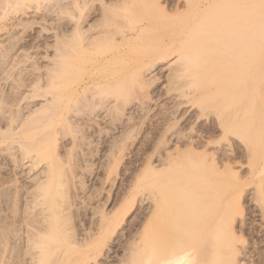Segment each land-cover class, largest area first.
<instances>
[{
  "label": "bare ground",
  "instance_id": "obj_1",
  "mask_svg": "<svg viewBox=\"0 0 264 264\" xmlns=\"http://www.w3.org/2000/svg\"><path fill=\"white\" fill-rule=\"evenodd\" d=\"M168 1L0 0V127L2 124L8 126L3 132L1 128L0 149L2 152L10 153L12 159L7 162H13V168L16 170L23 168V162L27 158L29 160L30 156L33 171L41 167V164L44 168V164L47 163L46 169L38 172L43 173L39 175L40 177L35 174L34 177L38 176L37 179L34 178L37 181L32 178L33 175L31 177L34 181L31 180L32 184L36 182L37 185H33L36 187L32 189L33 192L30 188L32 184L28 187L19 183L18 179H11L15 182H10L6 179L8 176L3 177L6 173L2 174L0 171V264H8L7 260L11 264L23 262L29 264L28 259L31 264H99L103 262L101 259L107 260V253L110 254V251L106 250L111 247L109 243L118 235L129 213L125 208V202L128 205L131 201H128L129 199L128 202L125 201V198L122 200L123 204L118 198L117 206L120 205L119 202L123 205L118 206L113 213L109 212L111 214L104 213L99 220L100 224L97 222L94 226L93 221H90L94 226L92 230L90 228L92 225L87 220L91 211L85 206L79 208L77 204L80 194L87 195L85 192L90 188H86L82 182V187H77V191L71 194L73 191H70L67 183L72 181H67V177L75 176L77 179V175L78 178L87 176L93 169L86 163L90 161L93 163L92 160L100 155L99 152L102 153L108 148L110 155L103 153L104 157L102 154L101 156L105 159L108 157L109 169H106L110 179V175L117 173L123 163L125 152L130 148L128 145H134L133 142L140 134L143 136V145L138 154L144 153L146 158L143 157L144 168L139 174L149 180H145L144 185L147 181L152 183V186L159 185L154 189L158 188L157 194L153 191L151 196L150 193V199L154 196L151 203L155 204L153 208L151 207L148 224L146 225L147 219L146 223L142 222L145 226L141 227L144 231L140 229L143 232L138 234L141 235L139 241L135 240L134 246L130 244L129 248L132 246L134 248L123 261L128 251L126 249V254L123 259L120 258L122 260L120 262L238 263L235 262L238 249L234 250L237 243L234 244L233 238L237 239L236 241L240 239L236 235L237 232L235 234L234 224L236 216L243 211L240 204L242 190L240 192L237 190L238 192L231 198L232 201L225 203L227 208H223L226 210H222L223 205H220L217 201L218 196H215V194L220 196L216 178L213 183V179H207V176L203 177L204 181L202 175L200 178L199 175L188 178V181L194 182H187V178L183 177L185 185L191 183L197 185L195 181L197 178L199 183L196 189L195 186L191 187L192 184L190 185L192 189L184 185L186 189L182 187V191H179L181 193H178V190L183 184H180V188L176 184L181 182L179 179H183L180 178L182 177L180 167L182 164L183 167L187 165V162L198 163L207 172L222 174L221 161L219 165L216 154L208 149L210 143H215L213 138L222 131L223 137L220 139L231 142L234 141L231 140L232 137L236 140L238 138L250 149L252 157L257 155L261 158L258 160V157H253L254 160L250 164L254 177L258 179L260 187L258 190L262 191L261 200L264 202L262 194L264 190H261L264 186V0H186L187 10L185 12L182 10L184 13L178 9L173 12L175 8L171 2L166 4ZM97 17L100 18L99 22L92 23L91 21ZM163 30H166L165 34ZM167 31H171L172 35L169 34L172 36L171 39L174 37L173 34H180V39L173 38L171 42L166 40L161 47L150 49V46L155 44L154 41H163L169 37ZM159 32L163 36L161 39L157 36ZM183 35L191 38H185ZM181 37H184V40L181 41ZM155 45L158 47V44ZM42 50H45L47 55L46 57L42 55L45 60L48 57L49 61L52 59V66L49 63L46 66V63L41 62L39 56ZM174 55L185 61L179 59L181 63L183 62L182 68L179 63V66L174 65V69L170 68L174 71L171 76L169 75L168 83L171 85L170 91H175L176 94L170 99L172 101L170 105H173L172 107L170 105L168 107L166 103L163 106L157 105L159 113L152 112V115L156 119L157 116L160 117V121H153L152 116L147 117L151 111L147 104L156 100V95H153L155 94L153 86L159 82V73L156 72ZM155 73L157 76L152 78ZM27 93L30 96H27ZM142 94L143 96L146 94L142 99L139 98L142 100L140 104L143 105L139 104V107L133 105L138 111L149 112H145L143 116L141 112L140 118H137L139 116L134 117L130 114L131 111L136 112L134 107L130 106L136 97ZM48 97L52 99L51 103L48 101L50 104L48 103L47 107L43 105L41 109H34L36 102L42 99L46 101ZM159 98L158 96L157 99ZM24 101H28L29 106L35 104L33 110L29 111L36 112H30L32 114L28 115V118L24 114L26 108L22 106ZM186 103L197 106V110H194L197 116L196 114L187 116L189 109L182 108ZM70 111H73L75 116H70ZM125 111L130 112L124 114ZM211 113L217 116L219 122L218 125H214V122L213 126L209 125V120L206 119L209 125L207 133L213 141L205 143L200 134L203 126L190 127V123L199 122V119L203 121L202 117L205 118L206 115L209 117ZM185 116L186 119L182 121ZM138 119H141L140 122ZM87 122H92V125L85 126L84 124H89ZM185 127H188L187 130ZM112 130L122 132L121 139H117L119 134L118 137L115 135L117 138L112 137L111 132L114 133ZM142 130H145L143 133L145 135L142 134ZM173 138L174 142L178 143L175 152L171 153L170 150V153L166 154L165 150L164 154L163 142H169ZM60 142L64 143L63 146L74 143L70 144L77 147L74 148V152H77L80 146L85 145V148L97 142L101 151L97 146L98 156L90 154L91 151L88 153L86 151V155H83L85 149L82 147L78 154H74L73 160L71 147L68 154L66 152L69 148L66 146L59 148L65 150L66 147L63 153L67 156L58 153ZM89 148L92 149L91 146ZM80 150L82 154L79 153ZM159 154L160 164L156 165L158 162H154L153 158ZM3 159L4 157L2 161ZM82 163L92 170H85V167L81 166ZM83 169L82 173L79 172ZM226 169L228 175L232 168ZM231 172L232 175L235 174L234 171ZM64 178L67 182L63 181ZM141 178L143 177L138 179L140 182ZM205 180L208 187L210 185L213 188L216 185L218 187L214 189L215 191L211 190L212 195L210 190H208L210 195L207 194ZM8 184L13 186L8 187ZM134 185L132 190L136 192ZM140 186L142 187V184ZM68 188L70 192L67 191ZM203 189L206 193H203ZM88 195V198H91L89 201L95 200V194H91L94 198ZM133 195L132 202L136 201ZM97 196L98 199L99 194ZM88 198L86 196L87 200ZM213 204L216 207L212 206ZM79 205L81 206L80 203ZM74 206L78 208L73 209ZM101 209L95 213L103 215L104 209ZM211 209L213 213L210 212ZM78 222H82V225ZM206 227L209 230L207 235L212 238L209 239L210 243L203 242L206 239L208 242ZM83 232L86 233L85 238L80 237ZM202 236L206 239H201ZM200 239L205 246L201 245ZM222 249L228 252H220ZM257 264H264L263 255L258 258Z\"/></svg>",
  "mask_w": 264,
  "mask_h": 264
},
{
  "label": "rangeland",
  "instance_id": "obj_2",
  "mask_svg": "<svg viewBox=\"0 0 264 264\" xmlns=\"http://www.w3.org/2000/svg\"><path fill=\"white\" fill-rule=\"evenodd\" d=\"M122 1H124V0H122ZM162 1H168V0H162ZM173 1V2H172ZM171 2V5L175 8L174 9V11L173 12H175V10L176 9H178V11H181L182 12V10L185 12L186 10H187V1L186 0H179V2H178V0H169L168 1V3H166V4H169ZM183 2V3H182ZM177 3V4H176ZM179 6V7H178ZM180 8V9H179ZM184 12H182V13H184ZM96 19V20H95ZM93 21H91L92 23H95V22H99V20H100V18L99 17H97V18H95ZM99 19V20H98ZM164 31L166 32V30H163V34H165L164 33ZM170 32V33H169ZM167 33H168V36L169 37H167L166 35V39L164 40L163 39V41L162 40H157V41H154L155 42V44H158V47H157V45H153V46H150L151 45V43H152V41H151V43H149L150 45V49H152V48H155V49H157V48H159V47H161V45H162V43L165 41V43L167 42V41H169V42H171V40L173 41L174 39L175 40H178V38L180 39V34H178V35H174L173 34V38L171 39V37H170V35H172V33H171V31H167ZM170 34V35H169ZM157 36H159V38L162 36V34L159 32V34L157 35ZM156 36V37H157ZM175 36H177V37H175ZM182 36V35H181ZM183 36H185V35H183ZM163 37V36H162ZM188 37H190L191 38V36H188ZM188 37H186L185 36V38H188ZM155 38V37H154ZM153 38V39H154ZM158 38V39H159ZM184 37H181V41L182 40H184L183 39ZM152 39V40H153ZM157 38H155V40H156ZM161 39V38H160ZM167 40V41H166ZM162 41V42H161ZM153 42V43H154ZM149 46H147V47H149ZM152 47V48H151ZM43 51V50H42ZM41 51V55L39 56V58L42 60L41 62L42 63H49V65L51 64V66L53 65L52 64V62H51V60L52 59H50V61L48 60L49 59V57L45 60V58H44V56L46 57L47 55L45 54V50L42 52ZM145 53V52H144ZM42 55H44V56H42ZM36 56V55H35ZM44 58V59H42V58ZM177 57V55H174V56H172L171 58H169V60H167V61H165V63L164 64H162L161 66H160V68H159V70L156 72V73H159L158 74V77H156V78H158V81L159 82H156V84L153 86V88H155V90H154V92H155V94L153 93V95L155 96L156 95V100H155V97H154V100H155V102L153 101V102H150L149 103V105L147 104V107H149L150 106V109H151V111H150V114L147 116V117H151L152 116V120H153V113L155 114V112L157 111V113H159V108L157 107V105H160V106H163V105H166V104H168V107H169V105L171 104V102L172 101H170V99L171 98H173V96H175L176 94L174 93L175 91H170V86H169V84L170 83H168V77H169V75L171 76V73L173 74V72L172 71H174V70H170V68H173L174 69V65H177V66H179L180 64H181V68H182V63H181V61L180 60H184V59H180V58H176ZM35 58V57H34ZM180 59V60H179ZM44 61H46V62H44ZM185 61V60H184ZM170 62V63H169ZM169 63V64H168ZM178 63H179V65H178ZM186 63V62H185ZM168 65H170V66H168ZM46 66H48V64L46 65ZM177 69L178 68H180V67H176ZM44 70H46V69H44ZM153 74L152 75V78L156 75L157 76V74ZM175 73V72H174ZM162 77V78H161ZM160 79H161V81H160ZM188 80H190L189 78H187ZM186 79V80H187ZM187 80V81H188ZM168 86H169V91H168ZM29 93L31 92V90H27ZM26 91V92H27ZM169 92H171L172 93V95L169 93ZM29 93H27L28 95L27 96H30L29 95ZM161 93V94H160ZM167 93V94H166ZM175 94V95H174ZM144 94H142V95H138L137 97H136V99H135V102H134V100H133V102L134 103H132L131 104V106H130V108H132V107H134V105L136 104L138 107L142 104H140V102H142V96H143ZM160 97L159 99H157V97L158 96ZM167 95V96H166ZM171 95V96H170ZM25 96H26V94H25ZM145 96H146V94H145ZM145 96H143V97H145ZM139 98H141L140 100H139ZM50 99H52L51 97L49 98L48 97V99H46V101H45V99H42L41 101H38V102H36L35 104H36V106H34L35 104H31L30 106L28 105V101H24L23 102V104H22V106H24V108H26L24 111L26 112V113H28V111H29V109L30 110H33V108L34 109H41L42 107H43V105L45 106L46 105V107L51 103V101H50ZM143 100H144V98H143ZM159 100V101H158ZM181 100H184V99H181ZM48 101H50V103L48 102ZM139 102V103H137V102ZM145 101V100H144ZM185 101H187L186 99H185ZM27 103V104H26ZM49 103V104H48ZM166 103V104H165ZM48 104V105H47ZM134 104V105H133ZM140 104V105H139ZM143 105V104H142ZM156 105V106H155ZM173 105V104H172ZM172 105H170L171 107H172ZM29 106V107H28ZM34 106V107H33ZM145 107H146V105H144ZM191 106V107H190ZM41 107V108H40ZM165 107V106H164ZM163 107V108H164ZM167 107V108H168ZM193 107V108H192ZM32 108V109H31ZM45 108V107H44ZM158 108V109H157ZM161 108V107H160ZM182 108H186V109H189V111H187L188 112V114H187V116L188 115H190V114H193L194 116H195V112L196 111H194V110H197L196 108H197V106H192L191 104H185V105H183L182 106ZM191 108V109H190ZM134 109H135V107H134ZM157 109V110H156ZM136 110V112L135 111H125L124 112V114L126 113L127 114V112H130V114L131 115H133L134 117H137V116H139V117H137V118H140V115H141V112L142 111H138L137 109H135ZM23 111V112H24ZM35 111V110H34ZM34 111H29V113L28 114H26V113H24L25 114V116H27V118L30 116V114H32V113H30V112H34ZM36 112V111H35ZM71 112V114L69 113V115L70 116H75V114H74V112L73 111H70ZM147 113V112H149V111H144V113ZM153 112V113H152ZM143 112H142V116H143V114H144ZM156 113V114H157ZM198 113V112H197ZM135 114V115H134ZM212 114V113H211ZM209 114V117L206 115V117H208V118H204V117H202L203 118V121L202 120H198L199 122H197L196 121V123H198V124H196V123H190V127H191V125H193L192 127H196L197 125H201V127H202V131H201V137H203L204 139V141H205V143H207L208 141L210 142L211 141V137H210V135H208V129H207V127L210 125V124H214V122H215V124L214 125H216L217 124V122H219V121H217V116H215L214 114ZM29 115V116H28ZM68 115V116H69ZM198 114H196V116H197ZM69 116V118H71ZM104 116H106V114L105 115H103V117H102V119L104 118ZM128 116V115H127ZM126 115H125V117H127ZM142 116H141V118H142ZM213 118H212V117ZM149 117V118H150ZM160 118V117H159ZM159 118H158V116H157V119H156V117L154 118V120L153 121H158L159 120ZM195 118V117H194ZM186 119V116L185 117H183V119H182V121L183 120H185ZM206 119H207V121L209 122V125L207 124L208 122L206 121ZM97 120V119H96ZM99 120H101V118H99ZM139 120V122H140V120L141 119H138ZM146 120H148V118L146 119ZM213 120V121H212ZM160 121V120H159ZM158 121V122H159ZM213 122V123H211V122ZM105 123V121H102V123ZM200 122H201V124H200ZM24 123V122H23ZM87 123H89V124H84L85 126H87L88 127V125L90 126V125H92V122L90 123V122H87ZM151 123V122H150ZM187 126H189L188 124H186ZM213 125V126H214ZM218 125V124H217ZM3 126H6V127H3ZM104 126L105 127H107L105 124H104ZM61 127V126H60ZM60 127H58V129L60 128ZM76 127V126H75ZM78 127V126H77ZM146 127V126H145ZM1 128H2V132L5 130L6 131V128H8V126L6 125V124H2L1 125V127H0V131H1ZM4 128V129H3ZM89 128H91V127H89ZM147 128H149L148 126H147ZM188 128V127H187ZM187 128L185 127V130H187ZM108 129V128H107ZM106 129V130H107ZM20 130V129H19ZM18 130V131H19ZM113 131V130H112ZM145 131V130H144ZM143 130H142V134L143 133H145ZM114 133H112L111 132V134H113V136L112 137H116L117 136V134H119L116 138L119 140V139H121L120 137L122 136V132L121 133H119V131H113ZM188 132V131H187ZM220 133V134H219ZM219 133H217V135H216V138H213L214 139V141H215V143H210V144H213V145H211L210 146V144H209V146H208V149L213 153H215L216 154V158H217V160H218V163H219V165H220V167L222 168V166H223V170H222V174H219V175H217V174H215V173H213V172H207V171H205L198 163H193L192 162V164H191V162H187L188 164L187 165H185L186 163H184V167H183V164L181 165L182 167H180L182 170V172H181V176L182 177H180V178H183V177H185V179L187 178V182H191V181H188V178L189 177H192V176H195V177H197L198 175H199V178L201 177L200 175H202V179H203V181H204V178L203 177H205L206 178V176H207V179L209 178L210 180H212L213 179V183H214V178H216L217 179V181L216 182H218L217 184H219L218 186H219V188L218 187H216V186H214V188L212 187V185H210V187H208V182L206 181V183L207 184H205V182H204V184H205V187H206V185H207V187H206V190H207V192H208V190H210L209 192H210V194L212 195V189L214 190V189H217V191H219V189H220V196L219 195H216L215 194V196L217 197L218 196V198L219 199H222L221 201L218 199L217 201L220 203V205H223L222 206V210L224 209L223 207H225V208H227L226 206H225V203L226 202H231L232 200H231V198H232V196L234 195V193L236 192H240L241 190V194H240V197H241V201H240V204H241V208L243 209V211H242V213L241 214H239V215H237L236 216V224H234L235 226H234V231H235V234H236V232H237V236L240 238V239H242L243 238V242L240 240V239H238V241H236L237 239H234L233 238V240H235V243H234V241L232 240V242L234 243V244H236L237 245V247H236V245L234 246V248H236V249H234V250H236L237 251V249H238V254H237V256H236V260H235V262H238L237 264H257V260H258V258L261 256V255H263L264 256V207L262 208L261 206H263L264 205V202H262V195L260 194L261 192H260V190H258V189H260V187H259V183H258V179L257 178H255L254 177V172H252V167H251V161L252 160H254V158L253 157H258L257 155L256 156H253L252 157V153H251V151H250V149H248L247 147H246V145L244 144V143H242V141L240 142L239 140H238V138H237V140H236V138L235 137H232L231 138V140H234V141H231V142H226L227 140H224V139H222V142H221V139H220V137H223L222 136V131L221 132H219ZM120 134H121V136H120ZM204 134V135H203ZM116 135V136H115ZM143 135H145V134H143ZM206 135V136H205ZM206 138H205V137ZM70 138V137H69ZM69 138H67V141L69 140ZM116 138H114V139H116ZM142 139V141H141V139ZM235 138V139H234ZM114 139H112L113 141H114ZM116 139V140H117ZM197 139H199V138H197ZM216 139V140H215ZM70 140L72 141V139L70 138ZM112 140H110V141H112ZM219 141V142H216V141ZM224 140V141H223ZM65 141V140H64ZM112 141V142H113ZM164 141V140H163ZM162 141V142H163ZM171 141H172V143H171ZM171 141H169V142H166V143H164L163 142V144H161V145H163V146H165L164 147V149H163V147H161V150H162V152L165 154V150H167L166 151V154L169 152L170 153V150H171V153L172 152H175V148L178 146V143L175 141L174 142V138H173V140H171ZM213 141V140H212ZM211 141V142H212ZM233 142V143H232ZM235 142V143H234ZM63 142H60V143H58V145H60V147H58L57 148V151H58V153L62 156L63 154L64 155H66L65 153H63V152H65L66 151V147L67 148H69V149H67V154H68V152L69 151H71L70 150V147L71 148H73L72 149V151L74 150V148L76 149L77 147H72V146H70V144L72 145V144H74V143H67V144H65L64 146H66L65 147V150L64 149H59V148H62V147H64L63 146V144H62ZM134 143V145L133 144H129L128 146L130 147H128L129 149H127V150H129V151H126L125 153H126V157H125V159H124V161H123V163L121 164V166L119 167V169H118V172L117 173H115V174H112V175H110V179L108 178L109 177V172H108V167H107V165H109V160H108V155L107 154H109L110 155V151L108 150V148L107 149H104L103 151H102V153H100L99 152V156L96 154L98 151H97V149H98V147L97 146H99V148L100 149H98L99 151H101V147H100V145H98V143L96 142V144L94 143V145H90L91 146V150H89L90 148V146L88 147V146H86L85 148H84V146L85 145H83V146H80V147H78L79 149H85V151H83V155H86V151H87V153L88 152H90V154H95V155H97L96 157L97 158H95V159H93L92 160V162L93 163H91V161L90 162H88V163H86L87 165H88V167L89 166H91L92 167V169H91V167L88 169V167L86 168L85 167V164L84 163H82L81 164V166H84L85 168V170H87L88 169V171L91 169L92 170V172H89V173H87L88 175L87 176H80L79 178H78V175H77V179H75L76 177L74 176V178L72 177V178H70V180H69V178L67 177V181H72V182H68L67 184H69L68 186H69V188H70V191H73V192H71V194L72 193H74V192H76L77 191V189L79 188V187H82V184L84 183V186L86 187V188H90L89 190H87L86 188V194L88 193V194H95V196L94 195H91V197H93L95 200H90L89 201V199H91L90 197L88 198V194L87 195H85L84 193V195H82V194H80V196L78 197V199H79V201L77 202V204H78V207L79 208H84L83 206H85V208H87V209H89L91 212L89 213L90 215H89V217H87L88 219V221H89V224L92 222V223H94L93 225L95 226V223L97 224V222H98V224H100V221L99 220H101V216H104L106 213H108V214H111V213H109V212H112L113 213V211H115L116 209H118L121 205H123L124 204V202L122 201V200H124L125 198V201H127V199H129L128 201H131V202H128V205H127V203L125 202V204H126V206H125V208H126V210L129 212L127 215H126V219H125V222H124V224H123V226L121 227V229H120V231H119V233H118V237L116 236V237H114L111 241L112 242H110L109 243V245L111 246V247H109L108 248V250H106V251H110L109 253L110 254H108L107 253V255H108V257H107V260H106V258H104V260L103 259H101V261H103V262H100L99 264H118V262H119V264L122 262V260L121 259H123L122 257L126 254V257H124V259H123V261L125 260V259H127V256L130 254V252H131V250L134 248L133 246H134V244H136V243H134V242H136V241H139V238H140V236L141 235H138V234H141L143 231H144V228L142 229L141 227L144 225L145 226V224H142V222L144 223H146V221H147V223H146V225L148 224V216H150L149 214H150V212H151V209L153 208V205L155 204H152L151 202L153 201V199H154V196H153V198L151 197V199H150V193H151V196H152V192L155 194H157V189L156 190H154L155 188H156V186L157 185H159V184H157V185H155L154 186V184H153V186H154V188H153V186H152V183L150 184V182H148L149 180L148 179H145L146 177H144L143 175H140L141 173H140V171L144 168V158L143 157H145L146 158V155H144V153H141L140 155L138 154L140 151H141V149H142V143H143V136L140 134L139 136H138V138H137V140H135V142H133ZM167 143H170V144H167ZM229 143H231V144H229ZM62 144V145H61ZM68 144H69V147H68ZM136 144V145H135ZM159 144H160V142H159ZM166 144H167V146H166ZM175 144V145H174ZM215 144V145H214ZM244 144V145H243ZM110 145V144H109ZM131 145V146H130ZM161 145H158V146H161ZM62 146V147H61ZM95 146V147H94ZM111 146V145H110ZM138 146V147H137ZM175 146V147H174ZM83 147V148H82ZM97 147V148H96ZM132 147V148H131ZM167 147V148H166ZM1 148V147H0ZM95 148H96V150H95ZM166 148V149H165ZM169 148V149H168ZM172 148V149H171ZM79 149H77L76 151L78 152L79 151ZM88 149V150H87ZM173 149H174V151H173ZM248 149V150H247ZM64 150V151H63ZM94 151V153H93V151ZM61 151V152H60ZM75 151V150H74ZM73 151V157H72V159L74 160V158H75V156H74V154L76 153V154H78L77 152H74ZM105 151V152H104ZM107 151V152H106ZM209 151V152H210ZM2 150L0 149V166H3V168H2V170H0L1 172H2V174H3V172L4 173H6V174H4L3 175V177H5V175L6 176H8L6 179H8L10 182L11 181H13V182H15L14 180H16V179H18L19 180V183L21 182V183H23L24 185H28V187L32 184V181H33V179L34 178H36V177H34L35 176V174H38V176L39 175H42L41 173H38L40 170V172H43L44 171V169H46V167H45V165L47 164V163H45L44 164V168H43V164H41V167H39L38 169H34L35 171H33V169L31 170V167H32V163H31V161H30V158H31V156L29 157V160H28V158H27V160H25L24 162H23V168H20L19 170H16V168H13L14 166H13V162H7V161H10L12 158H11V156H10V153L8 154L7 152V154L5 153V152H2ZM128 152V153H127ZM149 152H151V151H149ZM149 152H147V154H151V153H149ZM5 155H4V154ZM80 154H82V151L80 150V152H79ZM103 153H105V155H107L106 156V158L107 159H105V158H103L104 157V154ZM107 153V154H106ZM221 153H222V155H221ZM101 154L103 155V157L101 156ZM133 154V155H132ZM219 154V155H218ZM10 156V158H8L9 156ZM129 155V156H128ZM137 155V156H136ZM224 155V156H223ZM227 155V156H226ZM67 156V155H66ZM160 156H161V154H159L158 156L157 155H155V157L153 158L154 160V162H158L159 160H160ZM219 156V157H218ZM221 156V157H220ZM226 156V157H225ZM4 157V159H6V160H4L3 159V161H2V158ZM70 157V156H69ZM159 157V158H158ZM224 157V158H223ZM228 157V158H227ZM261 157V156H260ZM8 158V159H7ZM16 158V157H15ZM223 158V159H222ZM227 158V159H226ZM230 158V160H228ZM32 159V158H31ZM66 159V158H65ZM71 159V160H72ZM102 159V160H101ZM143 159V160H142ZM258 160H260L261 158H257ZM256 159V160H257ZM27 161V162H26ZM142 161V162H141ZM220 161H221V163H220ZM4 162V163H3ZM137 162H139V163H137ZM141 162V163H140ZM102 163H103V165H102ZM108 163V164H107ZM225 163V164H224ZM226 163H228V165L226 164ZM11 164V165H10ZM156 165H159L160 163L158 162V163H155ZM31 165V166H30ZM86 165V166H87ZM224 165H225V169H224ZM230 166V167H227V166ZM8 166V167H7ZM12 166V167H11ZM103 166V167H102ZM105 166V167H104ZM194 166H196V167H194ZM199 166V167H198ZM5 167V168H4ZM7 167V168H6ZM0 168V169H1ZM33 172H31L29 169ZM42 168V169H41ZM68 168V167H67ZM106 168H108V169H106ZM202 170H201V169ZM226 168H232L230 171H229V174L227 175V169ZM7 169V170H6ZM10 169L12 170V171H10ZM84 169L82 170V171H80L79 170V172H83L84 171ZM15 170V171H14ZM23 170V171H22ZM43 170V171H42ZM107 170V171H106ZM180 170V169H179ZM225 170H226V172H225ZM14 171V172H13ZM19 173H18V172ZM231 171H234V173L236 174H234V175H232L231 173ZM13 172V173H12ZM27 172H29V173H27ZM31 172V173H30ZM12 173V174H11ZM23 173V174H22ZM25 173V174H24ZM136 173H138V174H136ZM140 173V174H139ZM205 173V174H204ZM210 173H213V174H210ZM226 173V174H225ZM16 174V175H15ZM137 176H139V177H143V178H141V182L138 180L139 179V177H136L135 175ZM175 174H177V173H175ZM179 174H180V172H179ZM178 174V175H179ZM10 175V176H9ZM32 175H33V177H32ZM81 175V174H80ZM83 175V174H82ZM205 175V176H204ZM12 176V177H11ZM37 176V175H36ZM38 176H37V178H38ZM106 176H107V178H108V180H107V178H106ZM132 176H134V177H136V179L134 178V177H132ZM173 177H174V175H172ZM176 176V175H175ZM180 176V175H179ZM1 177H2V175H1ZM14 177V178H13ZM25 177V178H24ZM33 179H32V178ZM40 177V176H39ZM104 177H105V179H104ZM195 177H193V178H195ZM235 177H237V178H235ZM31 178V179H30ZM36 178V179H37ZM82 178V179H81ZM86 178V179H85ZM176 178V177H175ZM192 178V179H193ZM238 178H239V180H238ZM11 179H14V180H11ZM30 179V180H29ZM36 179H34L35 181H37ZM71 179H73V180H71ZM77 180L76 182H75V180ZM80 179V180H79ZM144 179V181H142ZM198 179V178H197ZM197 179L195 180L196 182H197V185H198V181H197ZM17 180V181H18ZM32 180V181H31ZM82 180V181H81ZM110 180V181H109ZM136 180V181H135ZM145 180H148L146 183V185H144L143 184V182L145 183ZM181 182H179V184L177 183L176 184V181H175V183L174 182H172V183H174V184H176V186L177 185H179V188H180V184H183L182 186H181V188L178 190V193H181V192H179V191H182V189L187 185V186H189L190 187V185L192 184H184V183H186L185 181H184V178L183 179H179ZM63 181H66V179L64 178V180ZM66 181V182H67ZM108 181V182H107ZM137 181H139V184H138V182ZM199 181H200V179H199ZM10 182H8V183H10ZM34 182V181H33ZM81 182V183H80ZM83 182V183H82ZM134 182H136L135 184L137 185L138 184V186H139V188L137 189V187H135L136 185H134ZM192 182H194V181H192ZM212 182V181H211ZM30 183V184H29ZM36 183V182H35ZM32 184L31 186H30V188H31V190L33 189L34 190V188H36L35 186H33V185H36V184ZM62 183V182H61ZM104 183V184H103ZM171 183V184H172ZM201 183H202V181H201ZM200 183V184H201ZM239 183V184H238ZM10 184H13V183H10ZM70 184H73V185H70ZM140 184H142V187L140 186ZM148 184H150L151 185V187H150V185L148 186ZM194 184V183H193ZM192 184V186L191 187H194V189H196L197 188V185H193ZM204 184L202 185V186H204ZM210 184H212V183H210ZM134 185V187L133 188H135V191L136 192H133L134 190H132V186ZM185 185V186H184ZM258 185V186H257ZM9 186H13V185H9L8 184V187ZM33 186V187H32ZM37 186V185H36ZM67 186V187H68ZM83 186V187H84ZM144 186H146V188L144 187ZM148 186V187H147ZM175 186V188L177 189V187ZM184 186V187H183ZM5 187H7V184L5 185ZM66 187V188H67ZM73 187V188H72ZM78 187V188H77ZM150 187V188H149ZM174 187V186H173ZM183 187V188H182ZM190 187V189H192ZM216 187V188H215ZM258 187V188H257ZM69 188H68V190L67 191H69ZM147 188H148V190H147ZM153 188V189H152ZM161 188H163V187H161ZM161 188H159V189H161ZM209 188H211V189H209ZM104 189V190H103ZM137 189V190H136ZM150 189V190H149ZM174 190V189H172L173 191H177V190ZM184 189H186V188H184ZM188 190H190L189 188H187ZM201 189H202V187H201ZM33 190H32V192H33ZM76 190V191H75ZM152 190V191H151ZM203 190H204V192H203ZM203 190H200V191H202L203 193H206L205 192V189H203ZM238 190V191H237ZM261 190H264V186H263V189L261 188ZM69 191V192H70ZM99 193H98V192ZM127 191V192H126ZM132 191V192H131ZM150 191V192H149ZM159 191V190H158ZM184 191V190H183ZM191 191V190H190ZM215 191V190H214ZM68 192V193H69ZM94 192H96V193H94ZM101 192V193H100ZM162 192V191H161ZM160 192V193H161ZM186 192V191H185ZM184 192V193H185ZM187 192H189V191H187ZM209 192L207 193V194H209ZM126 193H127V195H126ZM133 193H134V195H133ZM135 193H137V194H135ZM183 193V192H182ZM215 193V192H214ZM213 193V194H214ZM219 193V192H218ZM257 193V194H256ZM99 194V198L97 199L96 198V196ZM122 194V195H121ZM153 194V195H154ZM209 194V195H210ZM222 194V195H221ZM263 195H264V191H263V193H262ZM81 195H82V201H81ZM101 195V196H100ZM125 195V196H124ZM131 195V196H130ZM132 195L134 196V199H136V201H134L133 200V202H132ZM208 195V196H209ZM86 196H87V198H88V200L86 199ZM223 196V197H222ZM84 197V198H83ZM98 197V196H97ZM129 197H131V199L129 198ZM234 197V196H233ZM118 198H119V200L120 201H122L123 202V204H122V202H119L120 203V205H118L117 206V203H118ZM149 198V199H148ZM83 199H84V201H83ZM87 200V201H86ZM256 200H258L257 202L259 203V205H258V203H256ZM82 202V203H81ZM84 202V203H83ZM135 202V203H134ZM79 203L81 204V206L79 205ZM133 203V204H132ZM215 203V202H214ZM228 203H226V204H228ZM132 204V205H131ZM217 204V203H216ZM135 205V206H134ZM215 204H213L212 206H214ZM218 205V204H217ZM219 205V206H220ZM129 208H131V209H129ZM131 206V207H130ZM77 206H74L73 207V209H75ZM77 207V208H78ZM152 207V208H151ZM214 207H216V206H214ZM214 207H213V211H214ZM100 208H102V209H104V210H102V212L99 210V212H101L103 215H97V212H98V209H100ZM219 208V209H220ZM262 208V209H261ZM97 209V210H96ZM217 208H215V210H216ZM220 209V210H221ZM131 210V211H130ZM220 210H219V212L218 213H220ZM221 210V211H222ZM224 210H226V209H224ZM93 211H94V214H93ZM95 211H97L96 213H95ZM108 211V212H107ZM212 211V209L210 210V212ZM217 211V210H216ZM263 212V213H262ZM105 213V214H104ZM211 213H213V212H211ZM215 213H217V212H215ZM93 214V215H92ZM99 214V213H98ZM212 215V214H211ZM216 215V214H215ZM263 215V216H262ZM91 216H93V218H91ZM139 216V217H138ZM147 216V217H146ZM143 218V219H142ZM91 219V220H90ZM140 219V220H139ZM147 219V220H146ZM146 220V221H145ZM91 221V222H90ZM79 223V222H78ZM82 222H80L79 224H81ZM92 223H91V225H92ZM134 223V224H133ZM83 224H84V220H83ZM82 225V224H81ZM92 225V226H93ZM90 226V225H89ZM90 227V228H92V230L94 229V226L93 227ZM132 226H134V227H132ZM207 226V225H206ZM140 227V228H139ZM209 227V226H208ZM210 227H212V226H210ZM96 228V227H95ZM140 229H142L141 231H140ZM206 231H204V233L206 232V235H207V233L209 232V230H208V228L206 227ZM90 230V229H89ZM92 230H91V232H92ZM97 230V229H96ZM254 230V231H253ZM210 231H211V229H210ZM257 231V232H256ZM90 232V231H89ZM90 232V233H91ZM141 232V233H140ZM93 233V232H92ZM255 233V234H254ZM84 232L82 233V235L80 236V237H83V238H85L86 237V233L84 234ZM203 234V233H202ZM138 235V236H137ZM206 235H204V237L206 236ZM85 236V237H84ZM133 238H132V237ZM208 236V242H207V239L206 238H204L203 236L201 237V239H206V241H204L203 240V242H206V243H210L211 241H209V239H211L212 240V238H211V236H209V235H207ZM242 236V237H241ZM210 237V238H209ZM138 238V239H137ZM237 238V237H236ZM133 239H134V241H133ZM200 239V243H201V245L203 244L204 246H205V243H203V242H201L202 240ZM128 240V241H127ZM136 240V241H135ZM239 240H240V242H239ZM115 241V242H114ZM133 241V242H132ZM231 241V240H230ZM242 242V243H241ZM239 243V244H238ZM130 244H132L131 246L132 247H130L129 248V246H130ZM233 244V245H234ZM127 245H128V247H127ZM208 245V244H207ZM207 245H206V247H207ZM204 246H202V247H204ZM209 246V245H208ZM206 247H204V248H206ZM110 248H112V250H109ZM128 251H127V250ZM113 251V252H112ZM127 251V252H126ZM221 251H223V252H228L227 250H220V252ZM126 252V253H125ZM224 253V254H225ZM111 255V256H110ZM235 255H236V253H235ZM109 257H111V258H109ZM121 258V259H120ZM29 260V264H31L30 263V259H28ZM121 261V262H120ZM105 262V263H104ZM109 262V263H108ZM113 262V263H112ZM7 263L8 264H11L10 262H8V260H7ZM23 264H25V262H23ZM92 264H94V263H92ZM122 264V263H121Z\"/></svg>",
  "mask_w": 264,
  "mask_h": 264
}]
</instances>
